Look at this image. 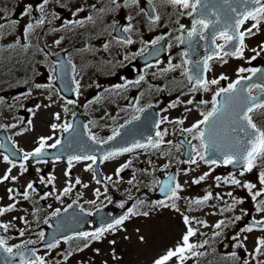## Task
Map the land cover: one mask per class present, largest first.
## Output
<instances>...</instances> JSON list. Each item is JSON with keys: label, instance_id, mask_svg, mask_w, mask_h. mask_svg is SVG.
Returning a JSON list of instances; mask_svg holds the SVG:
<instances>
[{"label": "flooded vegetation", "instance_id": "1", "mask_svg": "<svg viewBox=\"0 0 264 264\" xmlns=\"http://www.w3.org/2000/svg\"><path fill=\"white\" fill-rule=\"evenodd\" d=\"M207 2L213 12L221 7L208 0ZM42 3L43 0H30V3L29 0H23L22 6H18L13 14L14 20L20 21L16 34L9 39L5 36L0 38V99L3 100L0 104V142L6 145V148H0V178L11 167L3 160V156L10 155L11 152L17 153L16 157L10 155V159H14L17 165L12 168L11 175L17 179L0 184V208L15 205L12 211L0 215V224L10 225L7 230L0 228V237L7 240V246L15 249L18 244L34 245L40 257L46 249L55 251L46 247L47 244L43 242L56 226L54 220L58 215L70 210L69 215L73 222L68 226L67 234L56 239L59 244L54 247L57 251L53 255L60 253L62 256L63 251L74 254V250L85 248V244L98 241L91 238L84 240L77 236L78 233L95 232L105 224L114 223L116 219L127 215L129 209L135 211L144 208V211H147L148 207L139 203V196L128 190V181L123 183L127 177L134 174L145 175L140 171L156 174L158 184L154 197L172 202L160 192L161 182L174 176L175 183L181 185L179 178L188 172L191 181V197L189 204L187 203L192 215L190 226L196 230V235L190 238V243L203 245L196 251L204 254L190 255L193 260H189V264H244L245 260L253 264L264 262V255H258L254 250L245 251L244 247H234L238 242H242L245 236L248 239L254 236L242 229L251 225L254 220H264L255 218L257 201L245 198L247 189L243 186L224 182L235 176L241 180V185L247 183L246 179H249L248 182L257 183L259 169L240 176L241 169L237 166L207 164L200 160L196 153H192V158L196 159L197 163H188L186 161L189 159L191 145H195L200 153H204V149L200 147L199 140L193 139L194 133L182 131L202 120L201 113L212 109V98L218 89L226 88L240 75L252 76L248 71L238 73L239 68L264 69V50H261V45H264V23H261L258 31L253 30L255 35L245 38L247 47L244 49L243 58L230 55L223 57L226 63L215 57L208 61L210 70L204 73V77L209 81L218 79V84L209 85L208 91L190 92L192 84L183 72L192 68V63L184 64V61L202 62L212 54L214 48L208 39L193 37L191 47L188 42L181 43L177 39L186 38L187 31L191 28L195 18L187 14L191 9L174 7L164 0H137L135 4L131 0H117L119 8L111 4L110 0H50V3L45 5L44 13H41L39 5ZM28 4L33 8L31 16H23L22 13ZM93 4L97 8L103 4L114 10L97 15L91 7ZM78 8L84 10L76 13ZM53 14L59 18H55ZM41 15L46 17L45 23L35 27L31 35L25 38L24 25L27 22L35 24ZM89 15L94 16V23L87 20ZM157 15L160 17L159 21H155ZM129 17L132 19L129 20ZM76 20H82L83 25L72 24L65 27L68 21ZM0 22L7 23L6 20ZM252 23L251 20L247 21L241 31L251 27ZM129 24L132 30L123 32V28ZM180 25L185 26L183 31ZM204 35L207 37L209 32ZM61 38V43L56 45L55 41ZM128 39H131L132 43H127ZM17 41L19 45L28 43L30 47L23 49ZM153 41L158 42L154 44ZM216 43L224 44L225 41L218 38ZM10 45L12 47H9ZM253 49L257 51L254 52ZM253 56L256 58L252 59ZM72 65L75 66V71H72ZM171 65L183 67L165 71ZM141 76L143 80L140 79ZM221 76L227 79H220ZM260 76L261 73H257L246 83H264ZM76 82L80 85L78 95ZM35 84L45 87L36 88ZM117 85L121 87L117 88ZM29 91L31 94L27 95ZM252 95H261L260 90L253 89ZM68 100L75 103L67 104ZM188 100L193 103H187ZM201 100L207 103L202 104ZM173 103H176L175 107H171ZM65 107L68 108L67 112ZM137 108H144L145 111L138 112ZM57 113L60 115L59 120L55 118ZM133 116H138L139 119L132 120ZM178 120H183V124L175 123ZM255 120L264 126V117L257 116ZM160 121L162 122L157 128L156 123ZM65 122L73 125L71 133L64 132L62 127H51L52 124L62 126ZM223 129H220L221 136ZM115 130H119L120 135L108 140ZM165 130L167 135L163 137L164 142L157 149L150 146L137 148L107 160L103 159L107 152L101 148L102 145L114 143L117 147L113 152H117L122 149H118L121 143L127 139L132 140L129 143L147 144L149 138L160 140L155 133ZM91 136L108 142L97 144ZM41 137H51L47 145L61 141L56 148L46 145L47 155L42 159L47 162L36 163L35 159L27 162L20 160V150L34 151L39 147ZM80 142L81 147H73L75 143ZM91 142L97 144L98 148L96 152L86 153L91 149ZM69 143L73 146L67 147ZM74 150L79 152L74 153ZM85 154L95 155L96 162L93 164L91 160H80L69 165V156ZM141 160L148 163L147 171H144L147 168L144 163L141 164L140 171L133 167ZM21 163H25L27 171L20 168ZM124 164L129 166L117 174V170ZM88 165H92L91 170H86ZM205 173L209 175L199 184L194 183ZM50 177H54L52 182H49ZM108 177H111V180L107 179ZM216 177L221 180L217 181ZM77 179L81 181L80 184H76ZM97 180L100 183H97ZM28 183H32L35 191L27 188ZM70 183L72 190L66 195L63 194ZM121 183L124 185H120ZM85 184L88 187H84ZM130 186L132 188V185ZM9 188L15 190L11 194L14 199L9 198ZM234 188L241 193L235 192ZM96 189L100 190L99 196ZM231 189L235 199L228 203L221 197L229 196ZM25 191L28 192V199L24 198ZM208 193H211L209 200L199 205L193 203L196 200L202 201ZM260 198L261 196L258 200ZM245 199L249 206L243 210V216L242 213H233L230 216L229 210L224 208H233L234 211L244 206ZM238 200L242 203H235ZM90 201L95 203H89ZM121 203H124L123 208L119 206ZM57 209L60 210L59 214L54 215ZM237 216L241 219L236 220ZM131 217L124 223L131 220ZM221 220L225 221V224L219 229L215 228V224ZM260 229L261 226H257L253 231ZM21 231L23 236L20 235ZM41 232L44 233L43 238L40 236ZM115 232L107 231L101 239H109ZM237 235L239 241L233 239ZM64 237L70 239L65 241ZM30 240L35 243L28 244ZM205 241L207 244H204ZM232 252L238 254V260L230 257ZM248 253H252V256Z\"/></svg>", "mask_w": 264, "mask_h": 264}, {"label": "snow or ice", "instance_id": "2", "mask_svg": "<svg viewBox=\"0 0 264 264\" xmlns=\"http://www.w3.org/2000/svg\"><path fill=\"white\" fill-rule=\"evenodd\" d=\"M133 4L137 2V0H131ZM164 2L171 4L174 7H180L182 9H191L187 14L189 16H194L195 18L192 20L191 28L187 31V36L178 37L181 43L188 42L189 46H192L193 37H198L199 39H208L210 45H214L212 48V54L207 56L202 62L196 61L191 62L188 60L184 61V64L192 63V68L185 69L183 75H185L192 84V87L189 89L190 92L196 91H208L209 85H215L219 83L218 79H213L211 81L207 80L204 77V73L210 70V66L208 61L212 60L214 57L223 60L224 56H235L236 58H243L244 49L247 47L245 44V38L250 37L256 34L253 30L257 31L260 28L261 23H264V0H221V7L216 8V11L213 12L208 7L207 0H164ZM50 0H43V3L39 5V11L44 13L45 5H48ZM111 4H115L117 8L120 7L117 4V0H110ZM97 15L105 14L106 12L113 11L114 9L108 8L105 5H101V7L97 8L95 4L91 6ZM215 7V5H213ZM32 5L28 4L25 7L23 16H31L32 13ZM83 8H78L76 13L83 11ZM74 13V14H76ZM55 18H59L58 15L53 14ZM46 17L41 15L40 19L36 20L35 24L32 22H27L24 25L23 35L25 38L31 35L34 31L35 27L43 25L45 23ZM129 20L132 18L129 17ZM160 17L157 15L155 17V21H159ZM7 21V23L0 22V38H3L5 35L4 28L9 24L14 31L16 26L19 25V20H12L7 18L5 15L0 14V21ZM87 20L90 22H95V18L92 15L87 17ZM253 21L251 27L241 31L242 26L247 21ZM83 25L82 20L76 21H68L65 27L69 25ZM180 29L183 31L185 29L184 25H180ZM211 29V31H209ZM132 30L131 24L128 27L123 28V32H130ZM119 31V29H117ZM205 32H209V35L205 37ZM222 39L225 41L224 44H217V39ZM63 38L55 41L56 45L61 43ZM127 43H132L131 39L126 41ZM158 41H153V43H157ZM19 45V41H17ZM23 49H27L30 47V44L25 43L23 45H19ZM9 47H12L11 45ZM107 48V45H105ZM226 48L228 50H226ZM261 50H264V45H261ZM256 52V49H253ZM221 53L223 55H221ZM185 56L187 53L184 54ZM259 55V52H257ZM256 57L253 56L252 59ZM226 63V60H223ZM183 67V65H171L169 69H165V71L175 70L176 68ZM72 71H75V66L72 65ZM251 72L252 76L244 77L240 75L234 82L229 84L226 88H220L216 91L215 95L212 98L213 107L210 111L206 113H201L203 116L202 120L197 121L192 125L191 128L182 129V131L187 132L189 134L194 133L193 139H197L200 141V147L204 149V153H200L195 145L190 146L189 151V159L188 163L195 164L197 163L196 159L192 158V153H196L199 155L200 160H203L207 164L217 165L218 163L223 164H231L235 165L241 169L240 176H244L246 173H251L254 169H259L258 173V182L261 185L259 190L253 191L257 189L256 183H244L241 185V180L237 179L235 176L229 177L225 180V183H231L237 186H243L251 193V198L253 201H257L255 207L256 211L260 213H264V200H258V197L264 195V126L258 124L255 120V117L262 116L264 117V83H252L247 84L246 81L252 80L253 76H256L257 73H261L260 79L264 80V69L260 68H239L238 73ZM59 74V73H58ZM143 80V76L140 77ZM220 79H227L225 76H221ZM138 82V81H137ZM27 83V81H25ZM36 88L45 87L41 84H35ZM79 82H76L75 89L77 95L79 94ZM117 88L121 87L120 85L116 86ZM253 89H259L261 95H252ZM29 91L27 95H30ZM217 97H220L218 100ZM3 103V100L0 99V104ZM67 104H73L75 101L68 100ZM179 103V101H177ZM187 103H193L192 100H188ZM200 103L206 104L207 101L201 100ZM176 103H173L171 107H175ZM66 112L68 108L64 109ZM138 112L145 111L144 108H137ZM55 118L57 120L60 119L59 113L55 114ZM138 116H133L132 120H138ZM227 120V125L223 129L224 135L221 137L219 124ZM132 121H128L131 123ZM156 123V127L159 128V123ZM183 120L175 121V123L183 124ZM31 123V121H29ZM203 126V127H202ZM11 127H16V125H11ZM51 127L56 129L57 127H62L64 132L71 133L73 131V125L69 122H65L62 126H58L56 124H52ZM123 127V125L121 126ZM119 130H115L113 136L109 137L108 140L115 139L116 136H119ZM155 135L160 137V140L156 141L151 138L148 139L147 144L135 142L130 147H124L117 152H108L104 155L103 159L107 160L113 158L117 155H120L124 152H131L137 148H146L151 147L157 149L164 142L163 137L167 135V130L161 132L156 131ZM48 139L51 137H41L39 140V147H37L32 152H23L19 155V159L27 162L30 159H35L36 163H46L47 161L42 159L47 155L45 152V147L47 145ZM91 139L95 141L97 144L99 143H107L108 141H100L97 137L91 136ZM169 143H171L169 141ZM61 144L60 140H57L55 143L51 145H47L51 148H56L57 145ZM67 147H71V143L67 145ZM0 148H6V145L3 142H0ZM10 155L12 157H16L17 153L11 152ZM10 155H4L3 160L11 165L10 168L7 169L6 173L0 178V184L4 183L8 180H16L17 177L12 176V168H15L17 165L14 162V159H10ZM215 157V158H212ZM59 158V157H57ZM95 155H74L68 157L69 165L72 164L73 161L80 160H91L93 164L96 162ZM130 163V162H129ZM20 168L23 171H27L25 163H21ZM129 164H124L120 169L117 170V174L127 168ZM92 165H88L86 170H91ZM23 174V173H21ZM68 173H66L67 175ZM209 175V173H205L204 176H201L199 179L195 180L194 183L199 184L201 180L205 179V177ZM107 179L111 180V177ZM217 181H220V177H216ZM54 177L49 178V182H52ZM174 178L169 179V182L163 183L161 182L160 190L166 194V196L172 200V204L169 205L165 201L156 202L162 207H175V200L179 199L178 190L181 189V185L178 183H174ZM41 182H43V177H41ZM100 183L99 180L96 181ZM81 181L79 179L76 180V184H80ZM131 184L132 181H129ZM84 187H88V185H84ZM28 189L35 191L32 183H28ZM72 190L71 183L69 187L64 189L63 194H68ZM10 194V199H14L15 197L11 195L14 193V189H7ZM18 194V193H17ZM96 194L99 196L100 190L96 189ZM24 198L28 199V192H24ZM231 195V193H229ZM60 197H57L59 199ZM211 198V193H208L203 200H196L193 203L199 205ZM89 203H95V201H90ZM143 203V202H139ZM235 203H242V201H235ZM121 208L124 207V203L119 205ZM15 208V205H9L8 207L0 208V215H3L6 212H10ZM231 210V209H229ZM59 209L56 210L54 215L59 214ZM178 211V209H177ZM140 214L138 209L132 210L129 209L128 214L116 219L114 223H107L105 226L99 228L97 231L88 233H78L77 236L84 240H88L89 238L94 240H99L103 236V234L107 231H116L118 226L122 225L125 220L129 219L132 215ZM143 215H148L147 212L142 213ZM236 220H240L241 217L237 216ZM185 225H190V219L187 216L183 217ZM203 223V222H200ZM225 224V221L221 220L215 224V228H221L222 225ZM9 224H0V228L7 230L9 228ZM257 226H261V230L264 231V220H254L251 225L242 229V231H246L251 233ZM220 233H216L219 235ZM20 235L23 236V231L20 232ZM196 235V230H194L191 226L187 227L186 233L182 236L181 242L175 247V249H169L165 255L156 259L154 264H168L173 258H176L180 261V264H184L186 254H190L191 256H200L204 255L196 251L197 248L203 247V245H197L190 243V238ZM41 238H43L44 233H40ZM65 241L70 239L69 237H64ZM143 239V237H141ZM234 240L239 241V236L233 237ZM247 239V236L244 237ZM28 244H34L35 241H28ZM114 243V241H113ZM59 244V240H53V242L48 243L46 247L54 248ZM207 244V241L204 242ZM257 246L254 248V252L258 255H264V237H259L256 241ZM88 245L85 244V247ZM234 247L243 248L244 245L242 242H238ZM16 251H14L13 247L7 246V240L3 237H0V252L6 253L7 257L5 258V264H11V259L15 256L21 257V264H46L43 257L35 256V253L29 249H26L25 245L18 244L15 245ZM245 251H247L245 249ZM249 256H252V253H248ZM230 257L232 259H239V256L236 252L230 253ZM244 264H249L248 260L244 261ZM264 264V262H261Z\"/></svg>", "mask_w": 264, "mask_h": 264}, {"label": "rangeland", "instance_id": "3", "mask_svg": "<svg viewBox=\"0 0 264 264\" xmlns=\"http://www.w3.org/2000/svg\"><path fill=\"white\" fill-rule=\"evenodd\" d=\"M22 2L23 0H0V14L14 20L13 14L18 6H22ZM54 4H56V2ZM50 10L51 9H49V11ZM16 29L17 26L14 31L10 24L6 26L4 28L5 38L9 39L14 37ZM142 163L147 167L144 171H147L148 163L145 161L143 162V160L137 161L133 167L140 171ZM140 172L145 175L134 174L133 176L127 177L123 183L125 184L126 181H128V183L132 181V183L128 185V190L130 192L132 191L133 194H137L140 199L139 202H143V206L148 207L146 211L148 215L142 214L145 212L144 208L138 210L140 214L132 215L131 220L120 226L109 239L94 241L85 248L81 247L74 250V254L73 252L66 253V251H63L62 256H60V253L53 255L54 252L57 251L56 248H53L55 249L53 252L46 249L41 255L46 264H154V261L165 255L169 249H175L181 242L182 236L186 233L187 227L190 226L185 225L183 217L187 216L189 219L192 217L190 214L191 208H188V201L191 197V189H189V183H191L190 174L187 172L179 178L181 189L178 193L179 199L175 200V207H162L156 203L161 200L154 197V193L157 189L158 177L151 172ZM246 180L248 183L249 179ZM123 183L120 185H124ZM130 185H132V188ZM256 185L257 189L253 191L261 188L259 182H257ZM233 190L239 194L241 193L235 188ZM229 193H231V195H223V197H221L228 203L235 199V194L232 189ZM246 196L245 198H250L252 200L251 193H249L248 190ZM260 200H264V196H261ZM165 202L169 205L172 204L171 201ZM230 206L232 205L230 204ZM248 206L249 204L245 199L244 206L238 207L234 209V211L233 208H224L226 210L231 209L228 211L230 216H232L233 213H242L243 216V210H246ZM255 216L257 219H264V213L256 212ZM250 234L254 235L249 238L251 240L248 241V238L246 240L243 239L242 243L244 249L254 250L257 246L256 241L259 236L264 237V231L260 229L252 231ZM141 237H143V239H141ZM189 256L190 254H186L187 258L184 264H189V260H193V258ZM256 256L255 254V257ZM168 264H180V261L173 258ZM249 264H253V262H249Z\"/></svg>", "mask_w": 264, "mask_h": 264}, {"label": "water", "instance_id": "4", "mask_svg": "<svg viewBox=\"0 0 264 264\" xmlns=\"http://www.w3.org/2000/svg\"><path fill=\"white\" fill-rule=\"evenodd\" d=\"M208 1H212V0H208ZM222 123H224V125L223 124H219L220 126H219V128L220 129H223V127L225 128L226 127V125H227V122H226V120H224V122H222ZM222 125V126H221ZM222 134L224 135V132L222 131ZM222 137V136H221ZM78 139V138H77ZM123 141H125V140H123ZM130 141H132V140H128L127 139V141H125V142H122L121 143V146L120 147H118V149L119 148H124V147H128V146H131L133 143H129ZM76 142V141H75ZM67 144V143H66ZM80 144H82V142H80V143H75V145L73 146V145H71V146H73L74 148H79V147H81L82 145H80ZM127 144V145H126ZM84 146V145H83ZM89 147H91V149H89V151L88 152H86V153H90V152H93V151H95L96 152V150H97V148H98V146H97V144H95L94 142H91L90 144H89ZM107 147V148H106ZM116 147H117V145H115L114 143H111V145H110V143H108V144H106V145H102L101 146V148L105 151V152H113L115 149H116ZM95 149V150H94ZM79 151H77V150H74V153H78ZM235 166V165H234ZM171 178H174V181H175V177L173 176V177H171ZM169 179L170 178H165L164 179V181H163V183H167V182H169ZM173 181V182H174ZM160 192L163 194V195H165L166 196V194L165 193H163L161 190H160ZM70 210L69 211H65V212H62V213H60L59 215H58V217L54 220V222H55V224H56V226L53 228V230H52V232H49L48 233V235H47V239L43 242V244H48V243H51V242H53V240L55 239H57V238H59L60 236H65L66 234H67V229L69 230V228H68V226L69 225H71L72 224V222H73V220H72V218L70 217ZM120 214H121V211H120V213H119V215L118 216H120ZM70 232V231H69ZM26 249H29V250H31L32 252H34L35 253V256H38L37 255V252H36V248H35V246L34 245H29V246H27L26 247ZM14 251H16V249H14ZM7 257V254L6 253H3V252H0V264H5V258ZM39 257V256H38ZM11 259V264H21V257H19V256H15V257H13V258H10Z\"/></svg>", "mask_w": 264, "mask_h": 264}]
</instances>
